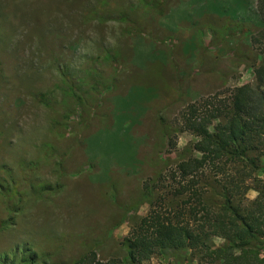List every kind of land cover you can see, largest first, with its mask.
Instances as JSON below:
<instances>
[{"label":"rangeland","instance_id":"1","mask_svg":"<svg viewBox=\"0 0 264 264\" xmlns=\"http://www.w3.org/2000/svg\"><path fill=\"white\" fill-rule=\"evenodd\" d=\"M257 1L0 0V264L124 257L144 185L202 156L184 109L256 86ZM141 264L208 263L169 250Z\"/></svg>","mask_w":264,"mask_h":264},{"label":"trees","instance_id":"2","mask_svg":"<svg viewBox=\"0 0 264 264\" xmlns=\"http://www.w3.org/2000/svg\"><path fill=\"white\" fill-rule=\"evenodd\" d=\"M257 10L264 22V0L257 1ZM255 77L254 88L237 87L226 97L218 92L206 106L194 102L184 109L183 130L200 139L196 149L202 156L189 155L166 177L156 175L154 187L144 185L151 210L122 240L124 257L101 261L90 250L72 264H141L169 250L193 251L208 264H264V62ZM210 177L219 186L217 203ZM165 180L170 198L163 203L155 192ZM250 191L257 194L253 200L246 197ZM213 237L224 246L212 249ZM37 259L31 254L21 264Z\"/></svg>","mask_w":264,"mask_h":264}]
</instances>
